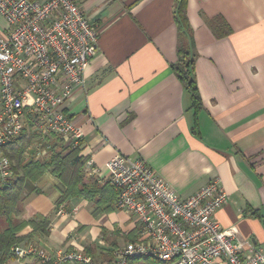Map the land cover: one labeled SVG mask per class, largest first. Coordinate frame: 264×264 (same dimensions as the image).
Returning <instances> with one entry per match:
<instances>
[{"label": "crops", "instance_id": "crops-1", "mask_svg": "<svg viewBox=\"0 0 264 264\" xmlns=\"http://www.w3.org/2000/svg\"><path fill=\"white\" fill-rule=\"evenodd\" d=\"M180 1L80 0L99 31L98 52L86 72L88 96L78 94L60 111L84 133L98 169L94 185H105L117 154L142 158L184 199L218 178L229 201L216 219L264 250V0H187L182 9ZM184 17L197 52V110L174 68ZM40 142L25 163L50 158L53 145ZM66 189L51 172L26 182L21 219L49 226L18 246L49 254L80 249L113 264L114 251L135 240L137 218L114 199L99 215L84 199L59 204ZM9 264L41 262L30 255Z\"/></svg>", "mask_w": 264, "mask_h": 264}, {"label": "built area", "instance_id": "built-area-1", "mask_svg": "<svg viewBox=\"0 0 264 264\" xmlns=\"http://www.w3.org/2000/svg\"><path fill=\"white\" fill-rule=\"evenodd\" d=\"M80 0H0V188L15 179L5 147L30 124L39 142L59 137L79 150L85 174L98 169L84 146V133L60 108L78 94L88 96L86 72L98 52L99 31ZM47 145L41 151H48ZM104 182L115 192L114 205L137 218L134 241L116 249L113 264L153 258L167 264H264V250L226 230L216 213L229 201L215 178L189 198H181L142 159L117 154ZM19 259L41 264H98L85 250L14 248Z\"/></svg>", "mask_w": 264, "mask_h": 264}, {"label": "trees", "instance_id": "trees-1", "mask_svg": "<svg viewBox=\"0 0 264 264\" xmlns=\"http://www.w3.org/2000/svg\"><path fill=\"white\" fill-rule=\"evenodd\" d=\"M186 1H180L181 9L185 6ZM178 24L179 60L174 68L180 81L192 93L193 107L197 110L202 106L195 74L197 52L191 43L190 29L187 26L186 18H181ZM40 136V133L34 130L33 124H30L21 137L15 139L4 149L5 154L12 162L15 179L10 185L0 188V218H6L9 221L8 227L0 232V264H9L16 260L17 256L13 251L15 246L24 244L38 231L47 233L46 229L49 226L47 220L21 219L26 199L25 184L28 180L37 182L44 174L51 172L67 187L66 192L58 202L59 204L70 198L84 199L96 206L95 215L111 209L112 206L109 204L113 199L115 200V192L108 184L94 185V180L86 176L84 161L79 156L80 151L65 148L59 137L50 136L46 138L47 144L53 145L49 159L25 163L26 151ZM52 137H55L54 140L48 142ZM27 227H31L33 231L24 235L23 232ZM143 260L147 264H167L153 258ZM130 264L132 263L130 262Z\"/></svg>", "mask_w": 264, "mask_h": 264}, {"label": "rangeland", "instance_id": "rangeland-1", "mask_svg": "<svg viewBox=\"0 0 264 264\" xmlns=\"http://www.w3.org/2000/svg\"><path fill=\"white\" fill-rule=\"evenodd\" d=\"M5 26H6L5 21L2 18H0V28L5 29ZM8 222L9 221L6 218H0V232L4 231L8 227Z\"/></svg>", "mask_w": 264, "mask_h": 264}]
</instances>
